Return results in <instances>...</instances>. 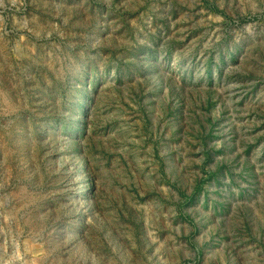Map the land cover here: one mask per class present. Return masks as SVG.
<instances>
[{
  "label": "rangeland",
  "instance_id": "obj_1",
  "mask_svg": "<svg viewBox=\"0 0 264 264\" xmlns=\"http://www.w3.org/2000/svg\"><path fill=\"white\" fill-rule=\"evenodd\" d=\"M0 264H264V0H0Z\"/></svg>",
  "mask_w": 264,
  "mask_h": 264
}]
</instances>
